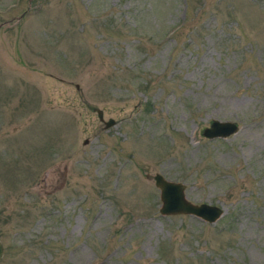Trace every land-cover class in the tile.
<instances>
[{"label": "rangeland", "instance_id": "rangeland-1", "mask_svg": "<svg viewBox=\"0 0 264 264\" xmlns=\"http://www.w3.org/2000/svg\"><path fill=\"white\" fill-rule=\"evenodd\" d=\"M155 172L222 213H159ZM0 242V264H264V0H0Z\"/></svg>", "mask_w": 264, "mask_h": 264}, {"label": "water", "instance_id": "water-1", "mask_svg": "<svg viewBox=\"0 0 264 264\" xmlns=\"http://www.w3.org/2000/svg\"><path fill=\"white\" fill-rule=\"evenodd\" d=\"M97 117L103 122L104 127L114 123L112 118L106 120L102 117V111L96 110ZM237 124L230 120L211 119L207 126L201 129L204 137H224L234 133L237 130ZM153 183L158 189V198L160 204L158 211L161 214L189 213L196 215L208 222L214 221L221 213L222 208L207 203H194L185 198L183 194L184 184L179 181H173L164 178L160 173L155 172L152 175ZM3 247L0 242V257Z\"/></svg>", "mask_w": 264, "mask_h": 264}]
</instances>
